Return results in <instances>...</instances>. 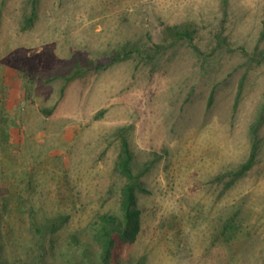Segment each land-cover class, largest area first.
<instances>
[{
  "label": "rangeland",
  "instance_id": "obj_1",
  "mask_svg": "<svg viewBox=\"0 0 264 264\" xmlns=\"http://www.w3.org/2000/svg\"><path fill=\"white\" fill-rule=\"evenodd\" d=\"M32 2L0 0V264H101L71 242L120 211L124 134L152 163L117 260L264 264V0H35L24 29Z\"/></svg>",
  "mask_w": 264,
  "mask_h": 264
},
{
  "label": "trees",
  "instance_id": "obj_2",
  "mask_svg": "<svg viewBox=\"0 0 264 264\" xmlns=\"http://www.w3.org/2000/svg\"><path fill=\"white\" fill-rule=\"evenodd\" d=\"M37 15V8L35 0L32 2V8L27 11L23 19V28L27 29L33 25ZM177 35L180 37H191V32L187 30H177ZM126 48V47H125ZM134 48H126L124 52H118L117 57H128L132 55ZM140 51V50H139ZM47 114H51L53 109H44ZM124 130V128H122ZM122 130V131H123ZM254 130V128H253ZM122 134V133H121ZM258 137L254 136V142L249 158L237 170L232 171L234 178H238L249 171L258 154ZM121 154L118 160V167L121 173L126 177V182L121 189V206L120 211L115 213H103L99 216L96 222L90 226L92 231V239L94 244L90 241L82 243L81 236L74 235L71 246L74 250L85 255L93 263L101 264H123L114 257V250L119 247L122 240H133L136 238L138 232L141 230L142 209L138 203V192L146 190L143 182V176L149 170L152 162H147L139 170H135V153L131 147L128 137L124 134L121 136ZM231 172V173H232ZM12 191L10 187L3 182H0V216L8 211V203ZM237 214H233L227 218L223 233L225 235L235 233V227L239 226L236 223ZM65 222V219L59 221L50 219L45 226L38 222H33V228L36 232L44 233L45 231H57ZM233 229H235L233 231ZM89 230V229H88ZM231 236V235H230ZM100 243V250L98 254L94 255L92 246ZM135 264H140L136 262Z\"/></svg>",
  "mask_w": 264,
  "mask_h": 264
}]
</instances>
